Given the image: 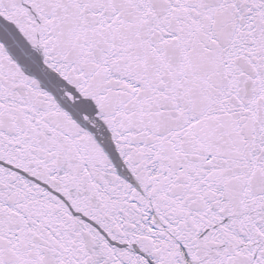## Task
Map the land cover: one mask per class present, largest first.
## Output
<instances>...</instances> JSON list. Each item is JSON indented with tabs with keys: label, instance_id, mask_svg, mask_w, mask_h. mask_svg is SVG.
<instances>
[{
	"label": "snow or ice",
	"instance_id": "snow-or-ice-1",
	"mask_svg": "<svg viewBox=\"0 0 264 264\" xmlns=\"http://www.w3.org/2000/svg\"><path fill=\"white\" fill-rule=\"evenodd\" d=\"M0 264H264V0H0Z\"/></svg>",
	"mask_w": 264,
	"mask_h": 264
}]
</instances>
